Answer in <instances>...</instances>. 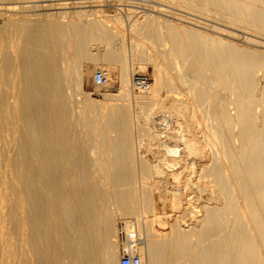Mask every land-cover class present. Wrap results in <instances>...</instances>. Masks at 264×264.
Wrapping results in <instances>:
<instances>
[{
  "label": "bare ground",
  "instance_id": "6f19581e",
  "mask_svg": "<svg viewBox=\"0 0 264 264\" xmlns=\"http://www.w3.org/2000/svg\"><path fill=\"white\" fill-rule=\"evenodd\" d=\"M61 1L0 0V264H119V245L142 264H264V0L160 1L245 46L177 13L116 27ZM92 42L121 64L101 100L82 88ZM134 50L158 80L131 95Z\"/></svg>",
  "mask_w": 264,
  "mask_h": 264
},
{
  "label": "rangeland",
  "instance_id": "374dc122",
  "mask_svg": "<svg viewBox=\"0 0 264 264\" xmlns=\"http://www.w3.org/2000/svg\"><path fill=\"white\" fill-rule=\"evenodd\" d=\"M23 1L26 2V1H29V0H26V1L23 0ZM55 1H57L56 3H60L59 1H61V0H52V2H55ZM69 1H72V0H69ZM82 1L85 2V4H83V7L81 9L86 11V12L93 13L92 16H90V17L88 16L89 19L90 18L94 19L95 17L97 18L98 16H103V17H105L107 19L112 20V23L114 22V26L117 25L116 27L121 26V24H123V23H124L123 26H126V24L128 26L135 19L140 18L143 14L153 13V14H157V15L161 16L162 18L171 19V17H169V16H171V13H174V14L177 13L178 15L181 14V16L183 15L184 17H187V18H189V17L190 18L192 17L194 19L196 18L198 21H201V22L203 21V23H206V24L208 23V25H211V28H209L211 30L208 29V31H207V29L198 28V30L200 32L208 33L209 35H212V36H218V37L220 36V38H225L226 37L225 39H229V38H227V36H224V35H226L227 31L228 32L232 31V33H234V32L236 33V37L234 39L230 38V40L232 42H234L236 44H240V45H242L241 43H243V38H245V37L249 38V39L250 38L253 39V37L250 35V32H248L249 35H248V33L245 34L247 32V30L244 31L243 28H242V31H241L240 27H232L231 28L228 24H225L224 22H221V21H217L211 15H207L208 20L206 21L207 18H205L201 14L199 15V13H197V12L194 13V11H192V10L190 11L189 9H185L183 7L175 6L173 4H166L165 2H160L161 0H153V1L152 0H134V2H133V0H123V1H127V3L130 2L128 5H127L126 2H121L122 0H100V1L99 0H82ZM40 2H41V0H37V2H36V0H32L33 4L36 3L35 5H39L38 3H40ZM145 3H146V5H144ZM118 4H120V5H118ZM131 4H133V5H131ZM129 9H130V11H129ZM159 9H162V11H158ZM66 10H68V9H66ZM73 10H77V9H73ZM150 10H155L157 12H151ZM41 12L42 11H37V13H41ZM117 15H118V17H117ZM126 15H127V17H126ZM129 16H131L130 19H129ZM196 16H198V17H196ZM88 17H86V18H88ZM113 17H115V18H113ZM117 18L120 19L122 22L121 21L119 22V20ZM126 18H128V21H127ZM1 20L2 19H0V21ZM220 24H222V25H220ZM111 25H113V24H111ZM213 27H214V29H213ZM215 28H218L219 31L215 30ZM212 30H214V32ZM198 34H199V32H198ZM199 37L200 36H198L197 38H199ZM200 38L198 40H200ZM137 39H138L139 44L142 47H151L152 46L151 42H149L144 36H139V37H137ZM245 45L246 44L243 43V46H245ZM90 47L92 49V53H94L96 55V58L94 60H84V61H82L83 71L86 72V70H88V73L85 74L84 80L82 82L83 90L85 91V93L89 94L92 99H96V100H101L103 98V96L106 95V94H117L119 92V89H120V81H119L120 79H119V77H121V76H119V75H121L120 74V72H121L120 68L121 67H119V66L121 64L118 63L117 60H116V62L108 60V61H111L110 63H108L106 61V59L103 58V56H104L103 52L98 51L99 47H104L105 48V46L102 43L98 44V43L92 42ZM258 49H260V48H258ZM261 49H263V48H261ZM133 52H135V54H136L138 51L136 52L134 50ZM142 53L143 52H141V54ZM137 54H139L140 60L142 59L141 61L137 57L136 58H132L130 56V61L128 59L129 63L128 62L126 63V65H127L126 68L128 69L127 72H129V68H130V71H131V76L130 77L128 76L130 79L129 78L128 79L131 80V77L134 74H142V73L148 74L152 78V86H151V88L149 90V91H151L156 86V82L158 80V79H156L157 77L155 75V67H154L153 64H151L152 63L151 61L147 60L145 57L142 58L143 56H145L144 53L142 54V56H141L140 52H138ZM115 63H117V64L113 65ZM101 70L108 71V78L111 79V81H110V84L106 88L98 89L94 85L93 76H94L96 71H101ZM129 85H130V82H129ZM166 85L167 84H165V86ZM128 88L130 90V94L131 95L138 93V92H132L130 87H128ZM157 88H158V86H157ZM163 88H158V91L160 93L159 95H161V96H164L166 94L165 91H166V89L168 87H165L164 89ZM190 195L187 198H190L191 202L193 204H194V202L197 203V204H194L195 205L194 210L197 211L198 208H196V207L198 205V202H196V201L198 199H196L197 198L196 194L192 193ZM192 197L195 198V199H193ZM193 204H192V206H193ZM178 215H180V217L184 216L182 213H178ZM136 220H137V218H133V217L131 218V221H133V222L136 221ZM137 221H136V223H137ZM126 235H128L129 237H133L134 236V237L138 238L139 237V232H138V230L136 231V229H135V231H132V234L131 233L130 234L126 233ZM119 236H121V235L119 234ZM116 240H117V242L119 244L120 243L119 242L120 239L118 240L117 237H116ZM116 250H117V252H119L118 254H120V255L122 253L128 252V251L121 250V245H119V247H117Z\"/></svg>",
  "mask_w": 264,
  "mask_h": 264
},
{
  "label": "built area",
  "instance_id": "2783aa9c",
  "mask_svg": "<svg viewBox=\"0 0 264 264\" xmlns=\"http://www.w3.org/2000/svg\"><path fill=\"white\" fill-rule=\"evenodd\" d=\"M109 79L103 72L96 71L93 76V82L96 88L103 89L110 84ZM130 89L132 92H147L152 86V78L148 74H134L130 80ZM122 236V234H120ZM136 240L129 239L130 245L136 244ZM119 264H142L141 258L137 254L129 252L122 253Z\"/></svg>",
  "mask_w": 264,
  "mask_h": 264
}]
</instances>
